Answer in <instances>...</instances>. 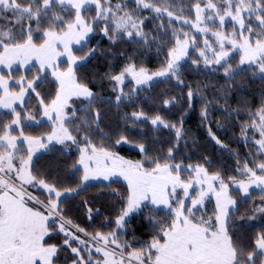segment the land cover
<instances>
[{"label": "snow or ice", "instance_id": "snow-or-ice-1", "mask_svg": "<svg viewBox=\"0 0 264 264\" xmlns=\"http://www.w3.org/2000/svg\"><path fill=\"white\" fill-rule=\"evenodd\" d=\"M134 3L136 8L130 10L126 3H113V0H0V20L10 22L0 23V66L11 70L14 65L26 67L35 60L39 63V71L50 69L57 82L54 97L45 103L37 92L39 75L29 80L19 77L15 81L19 85L18 91L10 87L11 72L8 78L0 75V108L10 111L13 117L0 124V264H57L62 247L70 250L71 264H264V231L254 238L251 247L238 241L233 232L235 221L245 220L240 211L242 204L253 195L250 190L259 189V198L264 201V104L255 112L245 109L249 119L241 128V136L247 140L250 135L258 133L259 138L254 140L257 148L252 154L257 158H245L243 162L237 158V171L243 178L232 177V186L248 198L238 203L237 194L230 193V185L220 172H209L210 164L190 165L188 170L195 174L194 177L190 175L189 179H182L181 164L174 163L173 147L168 148L166 156H150L146 145L140 143L136 146L144 153V159L134 162L104 145L95 144L92 135L102 131L100 122L103 117L98 105L104 99L78 78L77 65L97 50L91 49L78 57L73 49V45H79V51L84 52L86 43L82 42L96 28H100L113 43L125 36L139 38L145 44L150 38L155 41L157 37L144 30L148 17L140 15L142 10H150L155 13V20L160 21L157 29H172L174 43L160 70L150 73L130 62L118 75L108 76L114 82L113 91L119 89L115 98L117 103L125 97L131 99L121 87L126 78H131L137 85L133 92L160 77H174L178 85L184 83L179 75L180 61L190 56L189 48L196 47V38L190 37L183 29L178 31L171 24L173 20L190 24L200 33L210 32L215 38L214 44L218 48L205 38L204 48L199 50L200 59H192L194 65L203 62L205 67L220 66L224 76L231 81L245 70L243 67L234 68L231 62V53L238 52L239 65H254L264 82V0H193L194 20L185 15L183 7L179 12L174 11L173 0H134ZM91 11L95 16L87 19L83 13ZM5 13H11V16ZM165 15L169 19L167 25L163 21ZM101 21L106 22L102 27ZM229 21L231 31L226 30ZM62 56L67 57L65 70H61L58 64ZM29 90L36 93L44 117L52 122L46 137L26 135L25 123L39 124L40 121L31 114L22 117L14 107L17 103L24 106ZM194 92L199 94V89L189 87V102ZM74 100L82 101V115L75 124L72 119L77 117V110L71 103ZM174 101L175 98L166 99L164 106ZM208 106L206 103L201 111L205 120ZM141 118L149 119L143 111L132 113L134 124ZM150 122L156 128L174 129L178 146L184 136L183 118L179 126L160 115L151 117ZM17 129L19 132L14 134ZM78 134H82L81 140L77 139ZM209 134L221 147H227L211 133V129ZM66 141L76 145L80 153L73 168L78 165L83 169L81 186L92 179L110 180L113 177L122 178L127 183V193L122 197L125 206L115 219L117 229H125L126 218L146 204L167 208L171 222L149 216L153 235L150 241L139 246L121 241L120 233L112 231L107 234L96 232L90 237L95 244L89 247L88 241L76 233L89 234L68 219L61 207V197L76 189L61 190L58 184L42 177L33 165L37 151L47 149L53 142L65 144ZM116 143H129V139L120 136ZM194 187L199 190L190 195L189 189ZM36 188L47 193L44 199L33 195L31 189ZM178 189L182 190V198L177 195ZM212 197L215 199L212 215H199L198 218L205 201ZM186 200H190V206L186 205ZM91 211L89 208V214ZM258 213L264 214V203L253 208L246 219L255 220ZM57 231L64 236L62 247L50 244L46 239ZM73 242L77 246H73Z\"/></svg>", "mask_w": 264, "mask_h": 264}, {"label": "trees", "instance_id": "trees-1", "mask_svg": "<svg viewBox=\"0 0 264 264\" xmlns=\"http://www.w3.org/2000/svg\"><path fill=\"white\" fill-rule=\"evenodd\" d=\"M117 2L120 0H113V3ZM83 14L87 19H92L95 16L94 11ZM5 15L11 16V13H5ZM64 15H68V13H64ZM144 16L148 17L144 30L155 35L157 37L155 41L150 38V42L145 44L139 38L128 39L125 36L113 43L108 38L102 37L100 28H96L91 38L86 42L84 52H80L78 48L74 49V54L78 57L86 55L91 49L97 50L77 67L78 78L86 82L94 93L104 99V102L98 105L103 117L100 122L102 131L93 133V142L97 145H104L124 159L134 162L144 158V153L138 151L139 148L136 146L140 143L146 145L150 156H166L168 148L173 147L175 148L174 163H180L187 167L210 164L209 172H220L226 182H230L232 177L238 178L237 158L241 162L245 158L250 160L257 158L252 154L255 152L254 140L259 137L255 133L254 136L250 135L245 140L241 136V128L249 119L245 109L255 112L264 104V82L258 78L257 70L249 67H243L245 70L230 81L228 77L224 76V70L220 66L207 69L194 65L192 59H198L195 57L196 50L194 48L188 57V61L191 63L184 64V62L180 70L181 79L184 81L182 85H178L177 81L169 78L155 81L149 86L144 96L139 92L134 98L131 95L132 85L128 84L124 92L130 94L131 99L125 97L122 102L117 103L115 98L119 91L118 89L113 91L114 82L108 76L118 75L130 62L148 70L160 69L161 65L166 62L168 49L174 43L171 28L166 27L159 30L156 26L160 21L155 20L154 14L144 13L142 17ZM0 23L10 22L0 20ZM100 23L102 27L106 22L101 21ZM36 35H40V33ZM231 62L233 67L237 68L236 61ZM66 67L67 65L63 64L61 69L65 70ZM254 73L256 74L254 75ZM1 75L9 77V74L6 73ZM37 75L41 77L37 82V92L40 93V97L45 100V103H48L57 90V85L49 73L40 72L36 66L25 71L17 68L11 72L9 81L13 84L11 87L18 91L19 85L15 81L19 77L23 76L29 80L34 79ZM189 87L193 90L199 89V94L194 92L191 102L187 97ZM173 98L175 101L165 107L164 100ZM71 103L77 110V117L72 119V123L75 124L82 115V101L74 100ZM190 103L191 106H189ZM206 103L209 106L207 109L208 118L205 120L201 116V111ZM16 109L21 112L22 117L31 114L40 121L39 124L26 122L24 127L26 135L45 137L50 133L51 125L41 122L42 107L39 105L35 92L29 93L24 106ZM71 110L68 111L71 112ZM140 111H143L149 119L141 118L134 124L131 119L132 113ZM155 115H160L178 126L183 118L184 136L178 146L174 129L163 126L156 128L151 124L150 118ZM12 118L11 112L1 113L0 124ZM209 129L227 147L217 144L211 138ZM18 132L19 129L14 134ZM249 133H252L251 129H249ZM120 136H126L129 143L117 144L116 140ZM77 139L81 140L82 134H78ZM81 146H83L82 143ZM79 155L77 146L72 143L66 146H52L37 156L33 165L42 177H46L51 183L58 184L61 190L76 189V191L66 193L61 197L63 202L61 207L68 219L89 234L84 236L83 233H76L88 241L89 247L94 245L90 237L96 232L107 234L112 231L120 233L121 241L127 240L134 246H139L152 238L153 231L149 216H154L156 220L171 222L169 211L157 210L145 205L136 214L126 219L127 227L125 229H117L115 219L121 208L125 206L122 197L127 193L126 184L121 181H111L110 183H89L81 186L82 173L78 165L73 168ZM181 175L182 179L187 180L191 174L185 170L181 171ZM31 191L40 199H44L47 195L38 188L31 189ZM257 200H260L259 204L252 200L242 204L240 215L246 219L253 208L264 203L259 196ZM89 208L92 210L91 214L88 212ZM213 211V203L207 202L198 216L201 213L202 215H212ZM263 219L257 214L255 220L246 219L247 223H244V220L241 222L245 226H252L258 225V222L264 223ZM46 239L50 244L63 246L64 236L62 233L54 232ZM73 246H77L76 242H73ZM86 253H84L85 256H87ZM71 258L70 250H64L62 247L57 264H71Z\"/></svg>", "mask_w": 264, "mask_h": 264}, {"label": "rangeland", "instance_id": "rangeland-1", "mask_svg": "<svg viewBox=\"0 0 264 264\" xmlns=\"http://www.w3.org/2000/svg\"><path fill=\"white\" fill-rule=\"evenodd\" d=\"M120 2H124V3H126L127 5H129V7H130V10L131 9H135L136 8V5H135V3H134V0H120ZM173 2L175 3V5H176V7L173 9L174 11H176V12H179L180 11V8L181 7H183L184 8V13H185V15H189V17H190V19H192V20H194V18H195V11H194V8L192 7V3H193V0H173ZM94 7V6H93ZM144 13H152L150 10H142L141 12H140V14H141V16L144 14ZM152 14H154V16H155V13H152ZM163 21H164V23L167 25L168 23H169V19H168V17L165 15L164 17H163ZM218 23V22H217ZM171 24L172 25H174L176 28H177V30L179 31L180 29H183L184 31H187L188 33H189V36L190 37H195L196 39H195V44H196V47H190L189 48V53H190V55H191V53H192V51H193V49L195 48V57H197L198 59H200V57H199V50L200 49H203L204 48V43H203V41H204V39L205 38H207V39H209V42L210 43H213L214 44V40H215V38L214 37H212L211 36V33L209 32V33H207V34H204V33H200V32H197L194 28H192L191 27V25L190 24H188V25H186V24H183L182 22H178V21H175V20H173V21H171ZM226 30L227 31H231V22L229 21V22H226ZM91 36H92V33H90L89 35H88V37H86V41H84V42H82V43H86L90 38H91ZM102 37H105L103 34H102ZM105 38H107V37H105ZM126 38H128V37H126ZM133 38H135V39H138V38H136V37H133ZM129 39V38H128ZM214 47H217L218 48V45H215L214 44ZM228 47H230V46H228ZM79 49L80 48V46L79 45H73V49ZM209 55H211V52H209L208 53ZM231 61H236V64H237V68H239V67H249V68H252V69H256L255 68V66L253 65V66H248V65H244V66H240L239 65V53L238 52H233V53H231ZM185 62V63H184ZM188 64V63H191V61H188V57H186L185 59H183V60H181L180 61V70L182 69V64ZM58 64H59V67H60V69H61V67H62V65L63 64H65V65H67V57L66 56H62V57H60L59 58V61H58ZM81 63H79L78 65H77V67L80 65ZM183 64V65H184ZM34 66H36L38 69L40 68V66H39V63L37 62V61H35V60H33L31 63H29L26 67H19V66H17V65H14L13 66V69H11V70H9L8 68H5V67H3V66H0V68H2L3 70H8L7 72H10V71H14L15 69H17V68H20L21 70H23V71H25V70H27V69H29V68H31V67H34ZM198 66H202V67H205V65L203 64V62H201ZM213 66H217V65H212V66H210V67H206L207 69H211ZM62 70V69H61ZM148 70V69H147ZM158 70H160V69H152V70H148L150 73L151 72H155V71H158ZM257 70V69H256ZM44 72H46V73H49L50 75H51V70L49 69V70H46V71H44ZM257 72H258V70H257ZM179 75H180V77H181V73L179 72ZM259 75V74H258ZM51 77H52V80L55 82V79L53 78V76L51 75ZM172 79V80H175L176 81V79L174 78V77H160V78H155L153 81H150L147 85H143V86H139V88H138V90L137 91H135V92H133L132 91V89H134V88H137V85L135 84V82L134 81H132L131 80V78H126L125 79V82H124V85H122L121 87H123V89H125L126 87H127V85L128 84H131L132 85V87H131V95H132V97H134V98H136L137 97V93H139L140 95H145V93L147 92V90H148V88H149V86L153 83V82H155V81H159V80H163V79ZM258 78H260V76H258ZM38 82V81H37ZM56 83V85H57V82H55ZM13 84L11 83V86H12ZM118 91H119V89H118ZM29 93H32V91L31 90H29ZM28 93V94H29ZM134 95V96H133ZM26 100V99H25ZM42 113H43V108H42ZM43 115V114H42ZM41 119H42V117H41ZM44 121H46V123L47 124H50L51 125V121H49L46 117H44ZM41 122H43V120H41ZM256 135L259 137V134L258 133H256ZM46 137V136H45ZM69 143H71L70 141H66L65 142V144H56L55 142H53L52 144H49L48 145V148H50V147H52V146H66L67 144H69ZM255 143V142H254ZM121 145H125V143H121ZM24 147V149H25V151H26V149H27V147L26 146H23ZM47 148V149H48ZM256 148H257V145L255 144V147H254V150H256ZM47 149H40L39 151H37V153H36V155L33 157V161H34V159L37 157V156H39L41 153H43L44 151H46ZM110 150V149H109ZM136 150V149H135ZM139 151V150H138ZM117 154V153H116ZM118 155V154H117ZM144 159V158H143ZM126 160H128V159H126ZM192 167H195V166H192ZM78 168H79V170L81 171V173H82V175H83V169L82 168H80L79 166H78ZM181 169H182V171H187L188 169H189V167H187V166H183V165H181ZM188 172H189V170H188ZM190 173V172H189ZM191 175L194 177V173H191ZM238 178L237 179H240V178H243L242 177V175H241V173L240 172H238ZM181 177H182V175H181ZM185 177V176H184ZM190 178V177H189ZM81 180H82V178H81ZM111 181H121V182H123V183H125L126 184V186H127V183L122 179V178H119V177H113V178H111L110 180H104V179H102V178H100V179H92V180H89L87 183H84L83 185H86V184H89V183H110ZM226 183H229V185H230V193H233V194H237L236 196H235V198L237 199V201H238V203H240V201L241 200H248V198H245V197H243V193H240L239 192V190L238 189H236L234 186H232V181H228V182H226ZM39 189V188H38ZM39 190H42V189H39ZM199 190V188L198 187H194V188H192V189H189V193H190V195H192V194H194L195 192H197ZM252 193H253V195H252V197H251V199L250 200H252L253 202H255V203H258L259 204V202H260V200L258 201L257 200V198H258V193H259V189H255V188H253V189H251L250 190ZM177 195L178 196H180L181 198L183 197V193H182V190H180V189H178L177 190ZM258 201V202H257ZM207 202H212L213 203V205H214V209H215V199H214V197H212V198H210V199H207L206 201H205V205H206V203ZM185 203H186V205H188V206H190V200H186L185 201ZM147 206H150V207H153L154 209H157V210H166V211H169L167 208H165V207H163V206H161V207H159V208H157L156 206H154V205H151V204H146ZM249 205V204H248ZM250 206H251V204H250ZM241 209H242V206H241ZM201 210V209H200ZM242 211V210H241ZM241 211H240V213H241ZM138 212V210L137 211H135V212H133V213H131L130 215H129V217H127L126 219H128V218H130L132 215H134V214H136ZM201 215H202V213H201ZM258 216L259 217H261L262 219L264 218L263 216V214H259L258 213ZM198 218H199V216H198ZM264 220V219H263ZM242 220H239V219H237L236 221H235V223H234V226H233V232H234V235H235V238L238 240V241H240V242H242L244 245H246V246H249V247H251V245H252V241L254 240V238L259 234L257 231H259V230H262V231H264V223H259L258 222V225H252V226H245L244 225V223H247V220L245 219L244 220V223H242L241 222ZM250 223V222H249ZM58 232V231H57ZM92 241V240H91ZM94 244H95V242L94 241H92ZM111 247H113V246H111ZM93 254L94 255H98V254H96V253H94L93 252ZM86 255H87V253H86ZM257 264H259V262H257Z\"/></svg>", "mask_w": 264, "mask_h": 264}, {"label": "crops", "instance_id": "crops-1", "mask_svg": "<svg viewBox=\"0 0 264 264\" xmlns=\"http://www.w3.org/2000/svg\"><path fill=\"white\" fill-rule=\"evenodd\" d=\"M13 69V68H12ZM8 70H3L2 68H0V75L2 74V73H6V74H9V72H7ZM13 71V70H12ZM12 71H10V72H12ZM56 82V81H55ZM9 84H10V87H11V82L9 81ZM0 94H2V90H0ZM26 97H27V95L25 96V98H24V101H25V99H26ZM21 105L19 104V103H17L16 105H14V107L15 108H18V107H20ZM1 113H10V111H8L7 109H2V108H0V114ZM43 114V113H42ZM41 120H43V123H46V121H44V115H42V119ZM23 146H26L27 147V145L25 144V145H23Z\"/></svg>", "mask_w": 264, "mask_h": 264}]
</instances>
